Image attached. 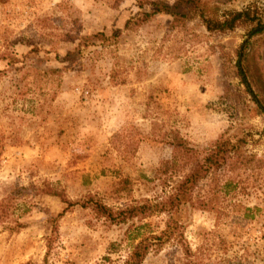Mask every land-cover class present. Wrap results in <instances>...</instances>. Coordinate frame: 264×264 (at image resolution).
<instances>
[{
    "label": "rangeland",
    "instance_id": "obj_1",
    "mask_svg": "<svg viewBox=\"0 0 264 264\" xmlns=\"http://www.w3.org/2000/svg\"><path fill=\"white\" fill-rule=\"evenodd\" d=\"M201 2L211 19L250 8L264 22V0ZM151 10L0 0V264H122L168 215L110 223L95 203L153 205L171 192L157 169L179 141L204 156L222 137L245 141L248 166L201 182L141 264H264V33L243 46L244 27L209 33L195 18L172 29L167 14L142 16Z\"/></svg>",
    "mask_w": 264,
    "mask_h": 264
},
{
    "label": "trees",
    "instance_id": "obj_2",
    "mask_svg": "<svg viewBox=\"0 0 264 264\" xmlns=\"http://www.w3.org/2000/svg\"><path fill=\"white\" fill-rule=\"evenodd\" d=\"M135 1L139 8L144 6L152 8L149 13L142 14L145 19L158 14L169 15L171 17L170 27L172 29L182 28L195 18L200 20L202 26L209 33H226L233 31L237 27H244L247 29V38L243 46L249 45L252 39L264 33V22L260 18H257L256 12L250 8L243 11H229L221 20L206 17L202 9L201 0H173L172 4H168L167 0ZM99 36L100 34L96 33L82 38L81 41L82 43L88 44V42H92ZM245 57V53H238L237 67L241 81L245 84L248 92L252 94L244 68L246 62ZM254 102L261 112L264 113L262 103L256 98H254ZM244 143L245 141L242 139L233 142L230 137H222L204 156H201L198 150L188 147L185 143L179 141L177 145L178 147H182L181 153L174 155L168 161L162 162L157 169L159 178L168 176L170 179H174V184L168 196L155 201L153 205L135 206L118 212H114L111 208L103 204L95 203V213L110 223L119 224L133 221L145 216L147 211L149 213L168 215L165 230L159 236H137L141 240L132 245L129 254L122 264H141L152 247L160 246L172 238L177 229V222L173 220V215L183 205H194L193 196L201 182H211L212 186H217V177L220 171L227 168L228 171L233 170L236 164L240 165V168L241 166L246 168L251 160L250 157L245 156L240 151ZM231 183V179H227L224 182L222 188L226 193Z\"/></svg>",
    "mask_w": 264,
    "mask_h": 264
}]
</instances>
